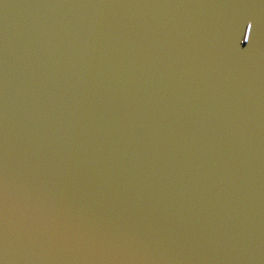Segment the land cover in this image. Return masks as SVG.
Returning <instances> with one entry per match:
<instances>
[{"label": "water", "instance_id": "obj_1", "mask_svg": "<svg viewBox=\"0 0 264 264\" xmlns=\"http://www.w3.org/2000/svg\"><path fill=\"white\" fill-rule=\"evenodd\" d=\"M0 264H264V0H0Z\"/></svg>", "mask_w": 264, "mask_h": 264}]
</instances>
